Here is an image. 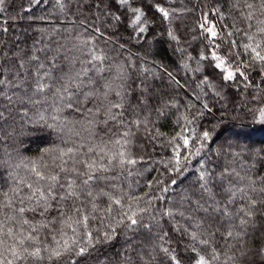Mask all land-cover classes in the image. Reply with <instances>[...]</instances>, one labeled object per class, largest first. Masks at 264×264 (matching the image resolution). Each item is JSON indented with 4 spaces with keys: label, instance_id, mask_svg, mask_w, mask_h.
I'll return each instance as SVG.
<instances>
[{
    "label": "trees",
    "instance_id": "obj_1",
    "mask_svg": "<svg viewBox=\"0 0 264 264\" xmlns=\"http://www.w3.org/2000/svg\"><path fill=\"white\" fill-rule=\"evenodd\" d=\"M0 7L3 264H264L261 0Z\"/></svg>",
    "mask_w": 264,
    "mask_h": 264
},
{
    "label": "snow or ice",
    "instance_id": "obj_2",
    "mask_svg": "<svg viewBox=\"0 0 264 264\" xmlns=\"http://www.w3.org/2000/svg\"><path fill=\"white\" fill-rule=\"evenodd\" d=\"M37 2H39V0H37ZM118 2H119L120 4H126V3L128 2V0H118ZM4 3H5V0H0V6L4 5ZM248 7L251 8L252 5H248ZM261 8H264V0H261ZM3 10H4V9H3L2 7H0V11H3ZM157 10L163 15L164 18H168L169 13H168L167 11H165L163 8L158 7ZM136 11L138 12L139 10H136ZM248 19H249V20L251 19V15H249ZM140 20H141V16H140V15H137V16H136V22H140ZM261 23H264V21H261ZM201 27L203 28L204 26L201 25ZM139 31H140L141 33H143V32L145 31V28H144V27H141V28L139 29ZM206 31H207L208 33H210V35H211L212 38H215V37L217 36V33H216V31L213 30V28H207ZM259 31H260L262 34H264V27H261V28L259 29ZM173 38H175V37H173ZM248 38H249V39H253V37H251V36H249ZM245 47H246V48H249V49L251 50V52L255 53V55H254V57H253L254 60H258V61L264 63V54H262V51H264V50H261V51H258V50H257V49H260V47H261L259 44H257L255 47H253V46H251V45H245ZM201 59H203V57H201ZM213 59L216 60V61H219V62L215 65L217 68H221L222 70L226 71V75L224 76V79H225V80H232V79L234 78V75H235V74H234L233 71H229V70H227V69L224 67V65H225V61H224L221 57L217 56L215 53H213ZM92 60H103V57H101V56H93V57H92ZM239 74H240L241 76H244V73H243V72H240ZM245 78H246V77H245ZM0 83H2V81H0ZM37 88H38L39 91H43V90H44L42 85H38ZM64 91H67V88H66V87L64 88ZM61 98L63 99V97H61ZM68 107H73V104H72V102H71V97H69V104H68ZM113 107H119V105H113ZM260 115H261L260 123H261L262 125H264V110L261 111V114H260ZM243 131H244V130H240L239 132H237V135L241 134V132H243ZM209 135H210V133L207 132V131H205V132L203 133V138H204L205 140H207L208 137H209ZM117 143H119V141H117ZM187 144H188V140L185 138V139H184V145L187 146ZM121 162H123V161H121ZM128 162H129V163H132V164H135V163H136L135 160H130V161H128ZM89 167H91V165H89ZM92 178H93V177H92L91 175H89V176L87 177V179L84 180V183L87 184V183L89 182V180H91ZM41 179H44V177H41ZM51 179H52L53 181H56L58 178H57L56 176H52ZM201 179H202V180L204 179V176H203V175L201 176ZM202 187H203V185H202ZM49 195H51V193H49ZM69 195H71V193H69ZM89 195H91V193H89ZM61 199H63V197H62ZM114 203L119 204L120 201L116 200V201H114ZM252 207L254 208L255 205L253 204ZM21 211H23V209H21ZM75 211H76V212H79L80 209H75ZM245 215H246V216H250V215H251V211L245 213ZM125 216L127 217V221H128V223H127V225H126V227H127L128 229H133L134 226L138 225L139 221L137 220V218H136V216H135V213H133V214H131V215H129L128 213H125ZM86 220H87V217H84V219H83L82 221H80V222H81V223H86ZM25 223H27V221H25ZM244 223H246V221H245V220H241V224H244ZM143 226H144V227H149L148 225H143ZM114 233H115V229L112 230V233H105V235H104V239H105V240H107V239H111L112 234H114ZM87 235H88V237H89V240L91 241V240H92V234L89 232ZM228 235L231 236L232 233L229 232ZM193 239H195V236H193ZM21 243H23V241H21ZM205 243H206V242H205ZM163 250H164L165 253H168V251H169L167 248H165V249H163ZM193 250L195 251V249H193ZM25 251L27 252V255H28L29 257H32V258H42V257H41V250H40V249H35V250H33V251H27V249H25ZM65 251L67 252V251H69V249L66 248ZM86 251H87V249H86L85 247H79L78 251H76V255H77V256H83V255L85 254ZM11 254H12V256L17 257V258H20V257H21V254L18 253V252H16V251H13ZM260 254H264V249L261 250V253H260ZM246 255H247V253L244 252L243 250H241V257H244V256H246ZM50 256H52V257H57V258H58V257L60 256V253H59L58 251H52V252L50 253ZM215 258H216V257H215V254L213 253V259H215ZM194 259H195V264H210V262L207 261V260L205 259V257L199 255V253H197V255H196V257H194ZM171 260L173 261V264H180V261L177 259L176 256H172V257H171ZM0 264H3V261H0ZM9 264H11V262H9ZM71 264H75V261H74V260L71 261Z\"/></svg>",
    "mask_w": 264,
    "mask_h": 264
},
{
    "label": "rangeland",
    "instance_id": "obj_3",
    "mask_svg": "<svg viewBox=\"0 0 264 264\" xmlns=\"http://www.w3.org/2000/svg\"><path fill=\"white\" fill-rule=\"evenodd\" d=\"M219 61H216V64L218 63ZM224 67L227 69V70H229V71H233L234 73H235V71L234 70H232V69H230V68H228L226 65H224ZM219 69H221V68H219ZM222 70V69H221ZM224 73H225V75H226V71H224V70H222Z\"/></svg>",
    "mask_w": 264,
    "mask_h": 264
}]
</instances>
